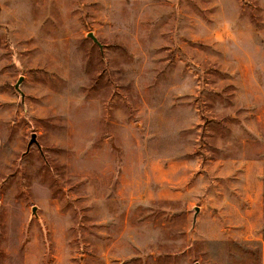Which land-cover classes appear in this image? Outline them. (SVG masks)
Returning a JSON list of instances; mask_svg holds the SVG:
<instances>
[{
	"label": "rangeland",
	"instance_id": "obj_1",
	"mask_svg": "<svg viewBox=\"0 0 264 264\" xmlns=\"http://www.w3.org/2000/svg\"><path fill=\"white\" fill-rule=\"evenodd\" d=\"M196 263L264 264V0H0V264Z\"/></svg>",
	"mask_w": 264,
	"mask_h": 264
},
{
	"label": "water",
	"instance_id": "obj_2",
	"mask_svg": "<svg viewBox=\"0 0 264 264\" xmlns=\"http://www.w3.org/2000/svg\"><path fill=\"white\" fill-rule=\"evenodd\" d=\"M88 36H89L90 38H92V40H93L94 42H96L101 48L103 47V45L99 42V40L97 39V37L94 35L93 32H89V33H88ZM23 80H24V77L21 76V77L19 78V80L17 81V83L15 84V89L20 93L22 100L24 99V94H23V92H22L21 89H20V85H21V83H22ZM33 144H36L38 147H40V144H39V142H38V140H37V135H36L35 133H33V134L31 135V139H30V141H29V143H28V150L30 149V147H31ZM36 210H37V207L34 206L33 209H32L33 214H36ZM196 212H197V213L199 212V207H196ZM196 264H199V263H196Z\"/></svg>",
	"mask_w": 264,
	"mask_h": 264
}]
</instances>
